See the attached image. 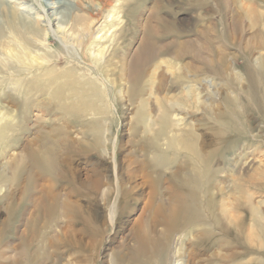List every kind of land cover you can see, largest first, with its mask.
<instances>
[{"label":"rangeland","instance_id":"1","mask_svg":"<svg viewBox=\"0 0 264 264\" xmlns=\"http://www.w3.org/2000/svg\"><path fill=\"white\" fill-rule=\"evenodd\" d=\"M24 1L32 5L34 11H36L37 3L45 0ZM72 1L74 6L73 9L70 8L66 10L67 13L69 12V15L73 14V11L76 12L81 9L82 7L79 5L88 6L89 3L88 0H83V2L78 5V0ZM218 1L219 0H115L112 4L113 7L109 6L106 12V15H109L106 19L107 22H104L105 19L102 20L104 22L102 27L103 31L100 30L98 34L96 33L97 31L95 32L99 37L96 39L97 43L93 44L89 49L88 56L90 57V61L92 58L97 57L100 59L99 64L103 65V60L111 53L114 47H116V54L118 53V56L116 55L117 58L125 52L127 55L129 54L128 57H130L131 53H135L137 49H140L143 40L145 42V47L151 46L154 50L156 49L158 56L147 65L148 72L146 78H141L142 76L132 78L133 80L131 83H135L137 86L134 89L129 88L132 84H130L127 77L126 79L120 76L118 77L119 70L117 65H119V63H115L113 66L105 64L103 68L107 71L105 73L106 75L101 73L99 77H101V82H107L110 87L112 100L110 101L109 107L108 103L103 105L105 102L104 97V99L100 97L101 101H98V99L94 100L93 104H96L95 110L97 112H89L86 110L71 111L65 108L71 106L72 100L68 99L69 101H67V104L62 106L65 101H62V99L58 97L59 95L55 94L56 89L49 95L47 94L48 90L46 89L45 83H40V80L44 81V77H42L43 80L40 78L42 75L40 73H43L48 67H56L58 68L57 72H59L61 69L66 68L67 65L65 62L72 60L81 61L80 56L73 51L71 47H66L60 43L55 46V40L52 38L50 44L64 55V59L61 60L59 58L57 60V58H54L43 63L41 66L35 64V66L32 67L33 69L16 63L15 67L20 70L25 67L30 69L25 72V74L24 72H22L23 74H17L18 69H8L13 73L10 75L9 71V73H6V71L4 72V70L0 68V81H6L7 79L6 83L0 85V119H3L2 117L7 115H16V122L18 123L16 128L14 127V129H16L14 131L12 130V125H5L6 131L9 132L5 135L2 133L0 134V264L143 263L149 256L146 254L147 252L144 253V250L140 251L137 243L143 242L146 231L149 230L148 228H150L152 224L155 225L156 223L157 225L158 222L157 228L161 230L162 222H172L170 221L171 218L168 219L170 213L169 207L175 195L177 198V216H175L177 218H175V221L199 222L185 226L189 230L187 233H176L174 248L176 250V264H260L258 261L264 259L263 248L257 249L253 246V251H250L251 249L241 242L246 234L243 235V239L236 244L232 236L224 235L220 231L221 228L218 225H213L214 221L225 222L224 219L221 220V218L222 213L226 211L229 215L241 217L238 218L236 216V221L245 222L246 231H244V233H248L253 227V217L249 213L250 210L245 207L247 198L253 200L254 202L251 201L253 202V206L258 209V213L254 214L258 219L257 222L260 221V224H264V219L260 220V218L264 217V180H262L264 179V174H261L264 171V104L262 103L264 98V77H262V75L264 76V70H256L258 67L254 64L260 54L264 55V34L262 33L261 18L258 19L257 17L252 18L251 16H245L244 7L245 4L246 6L250 4V0L234 1L236 7L241 10L243 25L239 29L240 34L238 38L236 37L235 42L229 44L228 41L230 38H233L232 36L230 38L228 37L227 40L226 38L224 39V42L228 46V51L231 50L235 55L234 59H230V62L235 64L232 70L235 71L237 68V71L238 69L240 71L239 74H242V87L240 91H242L243 94L239 91V97L241 98L243 96L244 101H247L252 95L254 100L252 103L253 108L241 110L240 114L242 113V115L239 119V115L235 116L239 121L238 130L225 127V131H227L224 133L226 136L225 142L223 144H221L223 141H221V143L217 142L218 138L213 128L216 123L221 121L217 117V109L223 108V100L229 94V91L225 85V80L221 78L220 75L211 73L212 71L207 74V78L210 79L211 82L210 84H205V86L201 82L202 78L205 77L204 75L195 76L197 74L188 72L190 73L188 74V76L190 75L188 77L190 84L196 91L195 94L198 100L201 99L199 100L200 105H198V109L194 107L191 108L190 106H187L183 111L176 110V108L171 109L175 121L178 120L183 125H187V127L191 126L194 132L199 135V147H202L204 152L218 149L220 154V148L222 152L225 150L224 154H226V158L217 157L213 162V166H215L213 167L214 169L217 165H226H224L226 168L225 172L221 174L222 176L220 175L225 183H222V185L218 184L215 178L217 175L213 173V170L207 176L203 173V175L198 174L197 178H194V175L197 174L194 165L197 162L199 163V161L192 157L191 151L185 149L177 150L178 153H176L178 155L176 156V160L172 159V163L169 166L170 168L162 165H158L157 167L152 166L151 162L148 163L149 160H147L150 158L147 148L154 134L150 132V134L147 135L145 125L142 123L140 125L137 124L139 115L143 112L142 99L138 98L139 90H141L143 94H146L144 95V97L146 96L145 98H149V108L150 106L153 108H148L146 114L149 117L152 115L150 118L155 119L158 107H154L153 104L157 105L158 102H165L167 105L171 106L179 93V90L175 88L176 83L169 81L172 79V77L170 78V73L172 71L169 72L172 68L169 67L167 63L176 66V64L186 65V63L195 59L196 61L202 60L201 57L196 55L197 51L192 52L191 47L182 49V52L185 54L182 56L181 60H178L179 62H177L176 58H172L174 57V47H171L170 51L165 48L161 53L158 49H161L163 45L171 42L173 39H194L199 36L205 39H211L212 37L214 38L213 41L217 43L216 38L219 35L222 36L225 29L223 4L220 3V5H218ZM251 1L256 4L257 8H262L261 10H264V0ZM27 4L18 5L17 7L23 9ZM154 8L155 10H153ZM87 10L89 11L91 9ZM199 13L201 15H199ZM150 17L154 27L151 29L148 27L147 29V27L143 26V23ZM156 19L158 21L157 23ZM210 20L217 21V26L214 29L205 28V32L199 30L197 25L203 26L208 24ZM252 20H254L253 26ZM141 23L142 26L140 25ZM246 23L248 24L246 25ZM69 25H72V20L69 22ZM123 26V30L125 31L122 30L123 32H121ZM78 28L79 25L76 23L73 30L78 33ZM154 34L157 35L155 36ZM240 36L243 37V39H252L248 47L251 50L254 46L256 48L253 49L254 51L252 50L254 54L251 57L253 58L247 55L249 51L245 49L247 44L245 42L240 44ZM116 44L119 46L118 48ZM9 45L10 44L7 46L8 51ZM37 46H40V44ZM3 49L1 50L2 52L0 51V61L2 62L5 61L2 55L8 54L6 47ZM101 49L102 51L104 50L103 55L101 54ZM210 50H206V52L212 54L213 52ZM97 53L98 55L96 56ZM37 54H39V52ZM166 58H169V60ZM45 59V56L41 57V60ZM165 61H167V63ZM164 62L165 64H163ZM17 65L19 66L17 67ZM82 67L83 64L80 68L75 67L79 69H75L76 72L74 71L75 74L78 73V75L73 79V84L67 80V88H69L70 85L76 88V82L78 81V83H82L78 79L79 73L81 74L83 73L82 71H85ZM156 67H158V74L165 71L169 77L165 85L166 88L161 93H152V90H150L154 84L158 85L160 81L158 75L155 76V83L153 85L150 84V81H147L153 72V68L155 69ZM81 69L83 70L81 71ZM14 71L16 73H14ZM231 72L232 71L229 73ZM26 74L29 75L25 76ZM226 74H228V72ZM33 75L39 77L35 78V80ZM107 76H110L111 79L106 78ZM258 76H260V79ZM18 77L19 79L21 78V80L25 78L30 79L28 81L26 79L23 80L24 83L21 82L19 86L14 85L15 90L14 88H11V90L6 87L12 83L11 81L18 79ZM256 81L259 82V85ZM110 82L114 85L111 86ZM195 83H197V85ZM168 85H170L169 88ZM26 87H30L31 91L33 88V93L35 95L24 93ZM16 88H18V90H16ZM77 88L75 90H78ZM131 90L133 92H131ZM37 93H39V95ZM81 95L84 96L83 93ZM33 96L36 100H33ZM35 96H38V98ZM259 97L262 98L260 99ZM88 104L93 107L92 102ZM78 105L80 107L82 103L78 102ZM256 108H259V110ZM209 111L210 113L208 114L207 112ZM202 115L206 116L205 120H200ZM93 125L95 126L93 127ZM105 125V129H108L106 134L104 132V139H106L105 146L100 147V150L94 149L92 146L93 137L103 135V129H99L100 127L104 128ZM217 125L224 128L222 123ZM68 138L71 141H68ZM64 140L68 142L65 144ZM71 142L73 145H75V143L78 145H72L71 149H68L67 143ZM162 142L166 144V140ZM223 145L227 146L225 147ZM164 146L165 148L167 147V145ZM48 148H51L55 154L51 155L48 153L50 152ZM90 149L92 150L90 151ZM31 152L37 153L38 155L41 153V160L40 158L39 160L37 158H34V160L30 158ZM240 154L243 156H240ZM46 155L48 157H46ZM51 158L53 163L51 167H49L51 170L47 169L48 172H46V170H39V167L35 164L38 163L37 165L40 166L42 162L47 163ZM249 160H252L253 164L251 163L252 167H250V165L248 166L245 171L246 173L243 172L240 174L234 171L236 165L238 166L241 162ZM39 161L41 162L39 163ZM17 163H24V165L21 164V166ZM16 164L21 167V171L19 173L20 176H18V179L14 182L12 179L14 177L13 168L17 166ZM115 164L117 165L116 170ZM148 164L149 166H147ZM55 169L57 170V174H55ZM174 170H176V176L172 178ZM199 170L200 169H198V172ZM146 175L149 177L147 178ZM253 175H255L254 178ZM55 176L58 177L55 178ZM205 177L208 178V180L205 179ZM255 177L258 178V181L255 180L257 179ZM27 178H31V181ZM118 178L122 181L121 185L124 194L118 192L120 190L117 188ZM146 178L147 180L149 179L147 181L148 184ZM196 182L198 183L196 184ZM235 182L239 184V189L237 191H235L234 188ZM220 187L221 190H219ZM208 188H210V192L206 193ZM153 189H155V194H152ZM191 191L196 193L194 201L189 194ZM237 194L238 197H236ZM249 196H252L253 199ZM211 197L215 203L212 207H208L206 201ZM114 203H116L117 210L113 216L112 205ZM232 203L234 205H232ZM64 204H66L65 207ZM67 207L69 209L68 211H66ZM179 226L183 227V224L181 223ZM205 231H211L215 236L210 239L208 237L200 239V234ZM45 235L46 238L44 237ZM222 240L224 241L222 242ZM136 248L139 250L138 253L135 252ZM246 248H248L249 251H247ZM233 251L237 252L234 257L230 256ZM224 255H227L226 258H223ZM158 256H160V252L155 255V257Z\"/></svg>","mask_w":264,"mask_h":264},{"label":"bare ground","instance_id":"2","mask_svg":"<svg viewBox=\"0 0 264 264\" xmlns=\"http://www.w3.org/2000/svg\"><path fill=\"white\" fill-rule=\"evenodd\" d=\"M115 0H88V6H82L79 5V3L83 2V0H78V5L80 7H82L81 9H77L78 11H73V14L69 15V12L67 13V9H73V1L72 0H45V1H39L37 3V10L34 11L32 5L27 4V1L24 0H0V49L6 47L7 51H8V44H10L9 46V51L8 54H5L4 56L2 55V57L4 58V62L0 61V68H2V70H4V72L6 71V73L9 71L8 69H12V70H17V74H20L22 72H27L30 69L29 68H24L22 70H20L19 68L15 67L16 63H19V65H25L27 67H34L35 64H39L40 66L43 63H46L48 61H50L51 59L57 58V60L60 58L61 60L64 59V55L59 52L57 50V48H55L53 45L50 44L51 42V38L55 40V46H57V44H63L66 47H71L73 51H75L79 56L81 61H77V60H72V61H67L66 63V68L61 69V71H58V68L56 67H48L46 70L43 71V73L41 75V79L42 77H44V81H41L40 79V83L43 82L45 83L47 94L51 95V92L54 91V89H56V95H59L58 97L60 99H62V101H65L62 106H64L65 104H67V101H69L68 99H71L72 103L70 104L71 106L69 107H65L68 108L71 111H91L94 112L96 111V104L94 103V100L98 99V101H101V99L104 97L105 98V102L103 100V105H106L108 103V107L110 105V101L111 99V89L108 86L107 82H101V77H99V75H101V73H106L107 71L105 70L104 65L105 64H109L111 66H113L115 63H119L118 66V70H119V75L121 78L126 79V77L128 78L130 84L129 88L134 89L136 86L135 83H131L132 82V78L136 77H141V78H146L147 77V65L154 60L155 58H157L158 56V52L156 51V49L154 50V48H152L151 46L149 47H145V42L144 40L142 41V45L140 47V49H137L135 51V53H131L130 57L129 54L127 55V53H123L120 57H116V47H114L111 51V53L105 57L104 64L100 65V59H98L97 57L92 58V60L90 61V57L88 56V52L89 49L91 48V46H93V44L97 43L96 39L99 37L98 35H96V33L98 34V32L100 30H102L103 27V23L107 22L106 19L109 15H106V12L108 10L109 6H112L113 2ZM118 1V0H117ZM205 1V0H204ZM235 0H219L217 3L218 5L223 4V13L225 16L224 17V22H225V29L223 31L222 36L219 35L216 38V42L215 43L213 41L214 38L211 37V39H205L202 37H197L194 39H185V40H179V39H173L171 42L166 43L165 45H163V47L160 49H158L161 53V51H163L165 48H167L169 51L171 49V47H174V51H173V56L172 58H176L177 62H179L178 60H181L182 56L185 54L182 52V49L184 48H192V52H196L198 55V57H201L202 60L201 61H196L193 60L191 62L186 63V65H180V64H168L167 61H165L167 63V65L169 67H171L172 69L169 71L172 73H170V78L172 77L171 80H169L170 82H175L176 83V89L179 90L178 95L176 96V100L172 102L171 106L167 105L165 102H158V104H153L154 107H158L157 108V113H156V118L155 119H151L150 117L152 116H148L146 114V111L149 108V104H150V100L149 98H145L143 94V92L141 90H139V96L138 98L142 99V114L139 115L137 124H144L145 125V130L147 135L150 134V132L152 134H154V136L151 138L150 142H149V147L147 148V152H149L148 154L150 155L147 160L148 163L151 162L152 166L157 167L158 165H162V166H167L169 167L172 163V159L176 160V156L178 155V149H185V150H189L192 153V157H194L195 160L199 161V165L197 163H195L194 167L196 169V175H194V178H197V175L199 174H206V176L208 174H210V172L213 170V173L217 175L216 181L218 182V184L222 185V183H225V181L222 180V177H220V175L225 172L226 168L225 166H216V168L214 169L213 167V162L214 159L219 157H225L226 154H224V151H221L220 148V154L218 152V149H214L212 151H208V152H204L202 147H199V135L197 133L194 132L193 128L187 127V125H183L180 121L178 120H174L173 115H172V108H176V110L179 111H183L187 108V106L189 107H194L195 109H198V105H200L199 103V99L196 96V91L193 89L192 85L190 84V80H189V76L188 74H190L191 72L194 74H197L195 76H199V75H204L205 77L202 78L201 82L204 84H210V79L207 78V74H209L211 71V73L214 74H218L221 76V78H223L225 80V85L227 86V90L229 91V94L224 98L223 100V108L222 109H217L218 113H217V117L219 120V123H216L215 126H213L214 130L216 131L215 135L218 138L217 142L223 141L221 144H223L225 142L226 136L224 133H226L227 131H225V127H229L230 129H237L238 130V119L239 117L242 115V113L240 114L241 110H246V109H250L253 108V97L252 95L250 96V99H248L247 101H244L243 96L240 98L239 97V91L242 87V74H239L240 71L237 68L234 70H232L235 66V64L233 62H230V59H234L235 55L233 52L228 51V46L226 45V43L224 42V39L229 37H233L230 38V40L228 41L229 44L231 42H235L236 41V37L238 38L239 33V29L240 27H242L243 22L241 20V10L236 7L235 5ZM246 1V0H245ZM250 4H248V6H246L245 4V16H251L253 17H257L258 19L261 18V22H262V33L264 34V10H261L260 8L256 7V4L253 1H249ZM248 2V3H249ZM260 2V1H259ZM120 3V2H119ZM200 3V2H199ZM216 3V4H217ZM26 7H24L23 9L18 8V5H26ZM240 4V3H239ZM210 6V5H209ZM244 6V5H243ZM242 6V7H243ZM113 7V6H112ZM209 8V7H208ZM222 8V7H221ZM87 9H91V10H87ZM214 9V8H213ZM155 10V8L153 9ZM152 10V11H153ZM208 10V9H206ZM219 10V9H218ZM212 11V10H211ZM210 11V12H211ZM221 11V10H220ZM244 11V10H243ZM242 11V12H243ZM204 12V11H203ZM216 12V11H215ZM155 13V12H154ZM209 14V13H208ZM115 15V14H114ZM153 15V14H152ZM199 15H201L199 13ZM206 15V14H205ZM210 15V14H209ZM156 16V15H155ZM113 17V16H112ZM245 18V17H244ZM103 19L104 22L102 21ZM122 19V18H121ZM72 20V25H69V22ZM244 20V19H243ZM246 20V19H245ZM205 21V20H204ZM140 22V21H139ZM155 22V21H154ZM157 19H156V23H157ZM220 22V21H219ZM76 23L79 25L78 28V33H76L73 28L74 25H76ZM254 20H252V26H253ZM248 23H246L247 25ZM142 26V23L140 24ZM143 26L150 27L153 28L154 25L152 24L151 21V17L147 18V20H145V22L143 23ZM199 27V30H201L202 32L205 30V28L208 29H214L217 26V21L216 20H210V22L208 24L205 25H197ZM128 28V27H127ZM118 29V28H117ZM123 28L121 29V32L125 31L123 30ZM242 29V28H241ZM257 29V28H256ZM123 30V31H122ZM97 31V32H96ZM103 31V30H102ZM101 31V32H102ZM107 31V30H106ZM151 31V30H150ZM157 31V30H156ZM96 32V33H95ZM205 32V31H204ZM125 33V32H124ZM152 34V32H151ZM205 34V33H204ZM258 34V33H257ZM100 35V34H99ZM126 35V34H125ZM124 35V36H125ZM155 35V34H154ZM157 35V34H156ZM155 35V36H156ZM248 35V34H247ZM251 35V34H250ZM249 35V36H250ZM115 36V35H114ZM120 36V35H118ZM113 37V36H112ZM254 37V36H253ZM119 38V37H118ZM121 38V37H120ZM148 39V38H147ZM259 39V37H258ZM225 40V41H226ZM240 40L241 43H246L247 45L245 46V49H247L248 53V57H251L254 53H253V49H249L248 45L250 43V38H246L243 39V37L240 36ZM254 40V39H253ZM117 41V40H116ZM149 41V40H146ZM151 41V40H150ZM156 41V40H155ZM253 42V41H252ZM149 43V42H148ZM157 43V42H156ZM213 43V44H212ZM215 43V44H214ZM38 44H40V46H37ZM152 44V43H151ZM236 44V43H235ZM258 44V43H257ZM111 45V44H110ZM117 45V44H116ZM213 45V47H212ZM239 45V44H238ZM252 45V44H251ZM154 46V44H153ZM241 46V45H240ZM106 47V46H105ZM119 46L117 45V48ZM128 47V46H127ZM156 47V46H155ZM244 47V46H243ZM123 48V47H122ZM1 49V50H2ZM104 49V48H102ZM101 51V54L103 55V50ZM211 49V50H210ZM244 49V48H243ZM256 49V48H255ZM0 50V51H1ZM4 50V49H3ZM206 50H210L213 53H207ZM6 51V53H7ZM107 51V50H106ZM124 51V50H123ZM258 51V50H257ZM263 51V50H262ZM2 52V51H1ZM4 52V51H3ZM39 52V54L37 53ZM118 52V51H117ZM100 54V52H99ZM195 54V53H194ZM244 54V53H243ZM98 55V53L96 54V56ZM101 55V56H102ZM45 56L46 59L45 60H41V57ZM118 56V55H117ZM195 56V55H194ZM245 56V55H244ZM264 55L260 54L258 56V59L254 62V64L258 67L256 70H264ZM197 57V56H196ZM171 58V59H172ZM253 58V57H251ZM43 59V58H42ZM164 59V58H163ZM167 59V58H166ZM165 59V60H166ZM193 59V58H192ZM41 60V61H40ZM169 60V58L167 59ZM199 60V59H197ZM159 61V60H158ZM162 61V59H161ZM164 61V60H163ZM52 62V61H51ZM165 62L163 64H165ZM169 62V61H168ZM250 62V61H249ZM58 63V62H56ZM83 64V67L85 71H82L83 69H81V71L83 73H79L78 79L82 82V83H78V79L76 82V87L78 90H75L76 88H73L71 85L69 86V88L66 87V82L67 80H69L70 82H73V79L76 77L77 74H75L77 68L75 67H81ZM158 64V63H157ZM250 64V63H249ZM17 65V67L19 66ZM251 65V64H250ZM249 65V66H250ZM254 65V66H255ZM38 66V65H37ZM56 66V65H55ZM165 66V65H164ZM15 67V68H14ZM39 67V66H38ZM37 67V68H38ZM46 67V66H45ZM62 67V66H60ZM251 67V66H250ZM43 68V67H42ZM149 68V67H148ZM33 69V68H32ZM151 69V68H150ZM166 69V67H165ZM252 69V68H251ZM79 70V69H77ZM190 70V71H189ZM243 70V69H242ZM246 70V69H245ZM253 70V69H252ZM75 71V72H74ZM150 71V70H149ZM230 71H232L231 73H229ZM10 72V71H9ZM8 72V73H9ZM190 72V73H188ZM228 72V74H226ZM256 72V71H255ZM14 73H16L14 71ZM191 73V74H192ZM247 73V72H246ZM258 73V72H257ZM13 73L10 72V75H12ZM23 74V73H22ZM33 74V73H30ZM36 74V72H35ZM75 74V75H74ZM150 74V73H149ZM169 74V73H168ZM249 74V73H248ZM261 74V73H260ZM29 74H26L25 76H27ZM39 75V74H38ZM106 75V74H105ZM117 75V74H116ZM158 75V79L160 80L158 85H155L154 83V78L155 76ZM245 75V74H243ZM251 75V74H250ZM258 75V74H257ZM256 75V77H257ZM34 76V75H33ZM9 77V76H8ZM39 77V76H37ZM37 77H33L34 79ZM260 79V76H258ZM262 77H264L262 75ZM28 78V77H27ZM106 78H110V76L106 77ZM114 78V77H113ZM167 78L169 79V77L167 76V74L165 73V71L160 72L158 74V67H156L155 69L153 68V72L150 75L149 79L147 81H150L151 85H153L151 87L150 90H152V93H161L163 92V90L166 88L165 85L167 83ZM26 79V78H25ZM23 79V80H25ZM30 78L26 79L27 81ZM32 79V78H31ZM42 79V80H43ZM65 79V80H64ZM111 79V78H110ZM193 79V78H192ZM191 79V80H192ZM263 79V78H262ZM21 80V78L16 79L15 81H11L12 83L10 85H7L6 87H8L9 89L14 88L15 90V86H19L21 85V82L24 83V81ZM36 80V79H35ZM123 80V79H122ZM264 80V79H263ZM7 81V79H6ZM5 80H1L0 81V85L6 83ZM65 81V82H62ZM113 81V80H112ZM127 81V80H126ZM157 81V80H156ZM168 81V83H169ZM252 81V80H251ZM254 81V80H253ZM30 82V81H29ZM37 82V81H36ZM62 82V83H60ZM196 82V81H195ZM258 82V81H256ZM26 83V82H25ZM39 83V84H40ZM78 83V84H77ZM111 83V82H110ZM114 83V82H113ZM189 83V84H188ZM38 84V85H39ZM70 84V83H69ZM118 84V83H117ZM122 84V83H121ZM172 84V83H170ZM197 85V83H195ZM222 84V83H221ZM15 85V86H14ZM68 85V84H67ZM114 85L111 83V86ZM129 85V84H128ZM256 85V84H255ZM259 85V82H258ZM264 85V83H263ZM51 86V87H50ZM121 86V85H120ZM170 85H168L169 88ZM22 87V86H21ZM43 87V85H42ZM60 87V88H59ZM119 87V86H118ZM196 87V86H195ZM203 87V86H202ZM223 87V86H222ZM244 87V86H243ZM24 88V87H23ZM208 88V87H207ZM1 89V87H0ZM20 89V87H19ZM36 89V88H35ZM122 89V88H120ZM226 89V88H225ZM224 89V90H225ZM250 89V86H249ZM255 89V88H254ZM12 90V89H11ZM16 90H18V88H16ZM215 90V89H214ZM243 90V89H242ZM248 90V89H247ZM22 91V90H21ZM24 93H27L28 95L32 94L35 95L33 93V88L31 91L30 87H26L24 89ZM244 91V90H243ZM32 92V93H31ZM40 92V91H39ZM42 93H44L43 91H41ZM119 92V91H118ZM127 92V91H126ZM131 92H133L131 90ZM148 92V91H147ZM214 92V91H213ZM248 92V91H247ZM83 93L84 96H82L81 94ZM240 93L243 94L242 91H240ZM39 95V93H37ZM118 94V93H117ZM202 94V93H201ZM250 94V93H248ZM255 94V93H253ZM257 94V93H256ZM261 94V93H260ZM163 96V94H162ZM241 96V95H240ZM259 96V95H258ZM38 98V96H35ZM101 97V99H100ZM159 97V96H158ZM168 97V96H167ZM170 97V96H169ZM172 97V96H171ZM217 97V96H216ZM264 97V96H263ZM103 98V99H104ZM152 98V97H151ZM260 98V97H259ZM262 98V97H261ZM260 98V99H261ZM32 99V98H31ZM34 96H33V100H34ZM40 99V98H39ZM38 99V100H39ZM66 99V100H64ZM100 99V100H99ZM158 99V98H157ZM169 99V98H168ZM247 99V98H246ZM36 100V99H35ZM117 100V99H116ZM211 100V99H210ZM243 100V103H242ZM115 101V100H114ZM216 101V100H215ZM214 101V102H215ZM256 101V100H255ZM262 101V100H261ZM41 102V101H40ZM78 102H81L82 105L79 107ZM92 102V106H89L88 103ZM153 102V101H152ZM157 102V101H156ZM168 102V101H167ZM262 103L264 104V98ZM112 104V103H111ZM204 104V103H203ZM57 105V104H56ZM69 105V104H68ZM98 105V104H97ZM152 105V103H151ZM220 105V104H219ZM256 105V104H255ZM113 106V105H112ZM209 107V106H208ZM256 107V106H255ZM259 107V106H257ZM111 108V107H110ZM151 108V106H150ZM149 108V109H150ZM212 108V107H211ZM217 108V107H216ZM153 109V108H151ZM207 109V108H205ZM259 110V108H256ZM52 110V109H51ZM208 110V109H207ZM214 110V109H213ZM153 111V110H152ZM255 111V110H254ZM262 111V110H260ZM97 112V111H96ZM112 112V110H111ZM259 112V111H257ZM135 113V112H134ZM151 113V112H150ZM208 114L210 113L207 112ZM215 113V112H214ZM247 113V112H246ZM260 113V112H259ZM264 113V111H263ZM262 113V114H263ZM93 114V113H92ZM95 114V113H94ZM98 114V113H97ZM174 114V113H173ZM179 114V113H178ZM6 115V114H5ZM70 115V114H69ZM109 115V113H108ZM154 115V114H153ZM206 115V114H205ZM202 115L200 120H205L206 116ZM236 115L238 116V119L235 118ZM246 115V114H245ZM98 116V115H96ZM103 116V115H102ZM106 116V115H105ZM244 116V115H243ZM264 116V115H263ZM262 116V117H263ZM71 117V116H70ZM95 117V116H94ZM178 117V116H177ZM245 117V116H244ZM3 119H0V134L2 133L3 135H5L7 132L5 125H12L13 126V131L16 130L14 129V127L16 128V125H18V123L16 122V115H7L5 117H2ZM243 118V117H242ZM113 119V118H112ZM74 121V120H73ZM222 123L224 126V128L219 127L217 124ZM242 123V122H240ZM20 124V123H19ZM214 125V124H213ZM244 125V123H243ZM20 126V125H19ZM95 125H93L94 127ZM242 126V125H240ZM106 125L104 126L103 129V135H99V136H95L93 137V142H92V146L94 149H99L100 147H104L105 143H106V139H104V136L107 132L108 129H105ZM138 127V125H137ZM240 128V127H239ZM82 130V129H81ZM243 130V129H242ZM258 131V130H257ZM97 132V131H96ZM102 132V131H101ZM105 132V134H104ZM243 132V131H242ZM229 133V132H228ZM245 133V132H244ZM82 134V133H81ZM142 134V133H141ZM69 135V134H68ZM97 135V134H95ZM251 135V134H250ZM47 136V135H46ZM67 136V135H66ZM94 136V135H93ZM214 136V135H213ZM4 137V136H3ZM57 137V136H56ZM73 137V136H72ZM240 137V136H239ZM44 138V136H43ZM39 139V138H38ZM45 139V138H44ZM56 139V138H55ZM62 139V138H61ZM67 139V138H66ZM65 139V140H66ZM86 139V138H85ZM143 139V138H142ZM50 140V139H49ZM64 140V141H65ZM70 139L68 138V141ZM74 140V139H73ZM92 140V139H91ZM105 140V141H104ZM163 140H166V144L164 142H162ZM40 141V140H39ZM55 141V140H54ZM58 141V140H56ZM65 141L64 143L66 144ZM71 141V140H70ZM89 142V141H88ZM8 143V142H7ZM46 143V142H45ZM52 143V142H51ZM59 143V142H58ZM74 143V141H73ZM81 143V142H80ZM237 143V142H236ZM56 144V143H54ZM77 143H75L76 145ZM91 144V143H90ZM57 145V144H56ZM64 145V144H63ZM68 145V149H71L72 147V142L71 143H67ZM73 145V146H75ZM78 145V144H77ZM76 145V146H77ZM87 145V144H86ZM126 145V144H125ZM164 145H167V147L165 148ZM88 146V145H87ZM223 146H227V145H223ZM229 146V145H228ZM40 147V146H39ZM67 147V146H65ZM80 147V146H79ZM215 147V146H214ZM230 147V146H229ZM62 148V147H61ZM89 148V147H88ZM92 148V147H90ZM74 149V148H73ZM93 149V150H94ZM227 149V148H226ZM50 150L51 155H54L55 152H53V150L51 148H48V151ZM80 150V149H79ZM92 149H90L91 151ZM103 150V149H102ZM105 150V149H104ZM145 150V149H143ZM237 150V149H236ZM63 151V150H62ZM75 151V150H72ZM71 151V152H72ZM83 151V150H82ZM133 151V150H132ZM228 151V150H226ZM94 152V151H93ZM106 152V151H105ZM177 152V153H176ZM46 153V151H45ZM47 153V154H48ZM48 154V155H50ZM21 155V154H20ZM57 155V154H56ZM64 155V154H63ZM29 156V155H28ZM41 153L38 155L37 153L31 152L30 153V158H32L34 160V158H37L39 160ZM44 156V155H43ZM60 156V155H59ZM70 156V155H68ZM112 156V155H111ZM240 156H243L242 154H240ZM24 157V156H22ZM46 157H48L46 155ZM61 157V156H60ZM97 157V156H96ZM114 157V156H113ZM26 158V157H25ZM226 158V157H225ZM16 159V158H14ZM21 159V158H20ZM19 159V160H20ZM28 159V158H27ZM44 159V158H42ZM47 159V158H46ZM115 159V157H114ZM138 159V158H137ZM252 159V158H251ZM29 160V159H28ZM41 160V158H40ZM70 160V159H69ZM23 161V160H22ZM21 161V162H22ZM43 161V160H42ZM59 161V160H56ZM67 161V160H66ZM230 161V160H229ZM233 161V160H232ZM25 162V161H24ZM32 162V160H31ZM36 162V161H34ZM41 161H39L40 163ZM253 161L249 160V161H244L241 162V164H239L238 166L236 165L234 171L242 174L243 172H245L248 168V166L250 165V167H252L251 163ZM13 163V162H12ZM30 163V161H29ZM53 163L52 158L48 160L47 163H43L40 164V166H38V163H35L37 167H39V170H46L49 169V167H51ZM61 163V160H60ZM65 163V162H64ZM118 163V162H117ZM222 163V162H221ZM18 164V163H17ZM16 164V165H17ZM20 164V163H19ZM18 164V165H19ZM24 165V163H21ZM20 164V165H21ZM34 164V163H33ZM67 164V163H65ZM232 164V163H231ZM253 164V163H252ZM6 165V164H5ZM11 165V164H10ZM15 166L14 169V177L12 178L13 181L15 182L18 179V176L20 171H21V167L20 166ZM54 165V164H53ZM135 165V164H134ZM12 166V165H11ZM14 166V164H13ZM22 166V165H21ZM57 166L59 167V165L57 164ZM149 166V164L147 165ZM146 166V168H147ZM202 166V167H201ZM36 167V168H37ZM119 167V166H118ZM201 167V168H200ZM60 168V167H59ZM170 168V167H169ZM168 168V169H169ZM102 169V168H101ZM117 169V165L115 164V170ZM198 169L199 172H198ZM37 170V169H36ZM51 170V169H49ZM56 170V169H55ZM154 170V169H153ZM152 170V172H153ZM25 171V170H24ZM27 171V170H26ZM34 171V170H33ZM62 171V170H61ZM150 171V170H149ZM168 171V170H167ZM54 172V170H53ZM184 172V171H183ZM246 173V172H245ZM248 173V172H247ZM13 174V173H12ZM53 174V173H52ZM55 174H57V170L55 172ZM121 174V173H120ZM213 174V175H214ZM262 175L264 174L261 173ZM27 175V174H26ZM33 175V174H32ZM151 175V173H150ZM187 175V174H186ZM244 175V174H243ZM249 175V174H248ZM260 175V176H262ZM54 176V175H53ZM147 178L149 177L148 175H146ZM145 176V177H146ZM176 176V170H174L173 172V176L172 178H175ZM183 176V175H182ZM185 176V175H184ZM222 176V175H221ZM239 176V175H238ZM255 175H253L254 178ZM33 177V176H32ZM31 177V178H32ZM58 176H55V178ZM61 177V176H60ZM118 177V176H117ZM187 177V176H186ZM185 177V178H186ZM191 177V176H188ZM226 177V176H225ZM250 177V175H249ZM263 177V176H262ZM30 178V179H31ZM146 178V182L149 180H147ZM153 178V177H152ZM171 178V179H172ZM180 178V176H179ZM178 178V179H179ZM183 178V177H182ZM257 178V177H255ZM261 178V177H260ZM10 179V180H12ZM28 179V178H27ZM26 179V181H27ZM28 179V180H30ZM154 179V178H153ZM181 179V178H180ZM179 179V180H180ZM184 179V178H183ZM205 179L208 180V178L205 177ZM212 179V178H211ZM225 179V178H224ZM104 180V179H103ZM106 180V179H105ZM185 180V179H184ZM258 181V178L255 179ZM260 180V179H259ZM264 180V179H262ZM31 181V180H30ZM183 181V180H182ZM181 181V182H182ZM233 181V180H232ZM240 181V180H239ZM52 182V181H51ZM151 182V181H150ZM203 182V179H202ZM250 182V181H249ZM195 183V182H194ZM198 182H196L197 184ZM236 183V184H235ZM234 183V188L235 191H237L239 189V184H237V182ZM10 184V183H9ZM122 181H120V179L118 178L117 181V188H118V192L121 194L123 193V188H122ZM148 184V182H147ZM205 184V183H204ZM211 184V183H210ZM53 185V184H52ZM77 185V184H76ZM219 185V186H220ZM70 186V185H69ZM191 186V185H190ZM54 187V186H53ZM184 187V186H183ZM210 187V186H208ZM212 187V186H211ZM222 187V186H221ZM221 187L219 190H221ZM198 188V187H197ZM203 188V187H202ZM206 188V187H205ZM245 188V187H244ZM248 188V187H246ZM100 189V188H99ZM249 189V188H248ZM253 189V188H251ZM49 190V189H48ZM206 190V189H205ZM208 191H206V193L210 192V188L207 189ZM152 194H155V189L152 190ZM183 191V190H182ZM202 191V190H201ZM233 191V190H232ZM240 191V190H239ZM244 191V189H243ZM247 191V189H246ZM254 191V190H253ZM252 191V192H253ZM251 192V190H250ZM248 192V193H250ZM256 192V191H255ZM26 193V192H25ZM24 193V194H25ZM58 193V192H57ZM148 193V192H147ZM182 193V192H181ZM205 193V192H204ZM242 193V192H241ZM244 193V192H243ZM60 194V193H59ZM67 194V193H66ZM89 194V193H88ZM91 194V193H90ZM192 200L194 201L195 195L196 193H194L193 191L189 192ZM252 194V193H251ZM250 194V195H251ZM61 195V194H60ZM127 195V194H126ZM125 195V196H126ZM206 195V194H205ZM241 195V194H240ZM247 195V194H246ZM255 195V194H253ZM52 196V195H51ZM54 196V195H53ZM183 196V195H182ZM202 196V194H201ZM200 196V197H201ZM213 196V194H212ZM59 197V196H58ZM57 197V199H58ZM63 197V196H62ZM67 197V195H66ZM64 197V198H66ZM79 197V196H78ZM235 197V196H234ZM236 197H238V194L236 195ZM250 197V196H249ZM186 198V195H185ZM245 198V197H244ZM252 198V196L250 197ZM104 199V198H103ZM117 199V198H116ZM126 199V198H125ZM124 199V200H125ZM176 195L175 197H173V201L171 202V205L169 207L170 213H169V217L168 219L171 218L170 221L172 222H162V229L159 230L157 228V225L155 223L151 225L150 228H148L149 230L146 231V235L145 238L143 239V242L137 243L138 244V248L140 249V251L144 250V253L147 252L146 254H148L149 257H147V260L143 261V263L140 264H176V250L175 248V235L177 232H188V228L185 226H189L190 224L193 223H199V222H176L175 221V216H177L176 214ZM223 199V198H222ZM243 199V198H241ZM253 199V198H252ZM68 200V199H67ZM181 200V199H180ZM204 200V199H202ZM52 201V200H51ZM60 201V200H59ZM58 201V202H59ZM78 201V200H77ZM147 201V200H146ZM253 200H250L247 198L245 207H247L250 211V215H252V219H253V227L252 229H250V231L248 233H244V231H246L245 226L246 223L245 222H239L236 221V216H232L231 214L229 215L228 213H226V211H224L222 213V218L221 220L224 219L225 222H216L213 219V225H218L221 228V232L224 235L227 236H232L235 240V243L238 244L239 241H241V239H243V235L244 239L241 241L244 243V245L246 247H248L249 249H251L250 251H253V246L256 247L257 249H264V224H260L261 222H257V217L254 216L255 213H258V209L253 206V202H251ZM64 202V201H62ZM69 202V201H68ZM182 202V201H181ZM217 202V201H216ZM235 202V201H234ZM65 203V202H64ZM178 203V202H177ZM203 203V202H202ZM206 203H208V207H212L214 205V201L211 198H209L208 201H206ZM245 203V202H244ZM58 204V203H57ZM61 204V203H60ZM179 204V203H178ZM182 204V203H180ZM192 204V203H191ZM198 204V203H197ZM66 204H64L65 207ZM72 205V204H70ZM164 205V204H163ZM162 205V206H163ZM183 205V204H182ZM181 205V206H182ZM217 205V204H216ZM232 205H234L232 203ZM255 205V204H254ZM180 206V207H181ZM194 206V205H193ZM203 206V205H202ZM226 206V205H225ZM223 206V207H225ZM59 207V206H58ZM69 207V205H68ZM67 207V210L68 209ZM179 207V208H180ZM216 207V206H215ZM218 207V206H217ZM222 207V208H223ZM231 209L232 206L230 205ZM147 208V207H146ZM166 208V207H165ZM204 208V207H203ZM212 209V208H211ZM226 209V208H225ZM234 209V208H233ZM71 210V209H70ZM117 210V206L116 203H114L112 205V212H113V216L115 215ZM213 210V209H212ZM236 210V209H234ZM208 211V210H207ZM211 211V210H210ZM233 211V210H232ZM239 211V210H238ZM65 212V211H64ZM63 212V213H64ZM209 212V211H208ZM220 212V211H219ZM229 212V211H228ZM231 212V211H230ZM241 212V211H240ZM155 214V213H154ZM237 214V213H236ZM112 215V214H111ZM168 215V214H167ZM207 215V214H206ZM217 215V214H216ZM209 216V215H208ZM260 216V215H259ZM238 217V216H237ZM241 218V217H238ZM73 219V218H71ZM235 219V220H234ZM264 217L260 218V220H263ZM178 220V219H177ZM209 220V219H207ZM239 220V219H238ZM219 221V220H218ZM113 223V222H112ZM181 223L183 224V227H180L179 225H181ZM151 224V223H150ZM216 227V226H215ZM71 228V227H70ZM161 228V227H160ZM75 233V232H74ZM200 234V233H198ZM4 235V234H3ZM201 238L200 239H204L206 237H208L209 239L212 238L213 236H215V234L213 232H202L201 234ZM46 238V235L44 236ZM226 237V236H225ZM48 238V237H47ZM46 240V239H45ZM231 240V239H230ZM224 240H222L223 242ZM48 242V241H47ZM221 242V243H222ZM201 243V242H200ZM233 243V242H231ZM229 244V242H228ZM227 245V244H225ZM224 245V246H225ZM231 245V244H230ZM233 245V244H232ZM51 247V246H50ZM53 247V246H52ZM196 247V246H195ZM246 248L247 251H249V249ZM232 250V249H231ZM138 249L136 248V251L138 253ZM160 252V256L155 257V255H157ZM236 251H233L230 256L234 257V255L236 254ZM178 254V253H177ZM97 255V254H96ZM240 255V254H239ZM147 256V255H146ZM227 256V255H226ZM226 256L224 255L223 258H226ZM263 256V254H262ZM151 258V259H150ZM264 258V257H263ZM142 261V260H141ZM260 264H264V259L259 260L258 261ZM138 264V263H137ZM182 264V263H181ZM208 264V263H207ZM239 264H243V263H239Z\"/></svg>","mask_w":264,"mask_h":264}]
</instances>
